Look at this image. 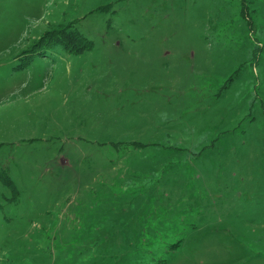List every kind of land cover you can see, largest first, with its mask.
I'll return each mask as SVG.
<instances>
[{
    "label": "rangeland",
    "instance_id": "rangeland-1",
    "mask_svg": "<svg viewBox=\"0 0 264 264\" xmlns=\"http://www.w3.org/2000/svg\"><path fill=\"white\" fill-rule=\"evenodd\" d=\"M0 264H264V0H0Z\"/></svg>",
    "mask_w": 264,
    "mask_h": 264
},
{
    "label": "trees",
    "instance_id": "trees-1",
    "mask_svg": "<svg viewBox=\"0 0 264 264\" xmlns=\"http://www.w3.org/2000/svg\"><path fill=\"white\" fill-rule=\"evenodd\" d=\"M60 38V40H58V44L61 45L66 51L70 52V53H78L79 51L83 50L84 48H87L88 45H74L72 44V42L68 41V39H74L77 40L75 41L76 43L79 42H85L84 39L82 37H80V35L78 33H76L75 31H69L68 29L66 30V32H64V36H66V38H64V36L62 37L59 34H56L54 36V38ZM55 43V42H54ZM3 182V185L6 187H12V183L10 181L5 180L4 178L1 179Z\"/></svg>",
    "mask_w": 264,
    "mask_h": 264
}]
</instances>
